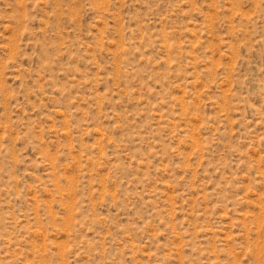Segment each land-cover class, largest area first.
<instances>
[{"label":"rangeland","instance_id":"374dc122","mask_svg":"<svg viewBox=\"0 0 264 264\" xmlns=\"http://www.w3.org/2000/svg\"><path fill=\"white\" fill-rule=\"evenodd\" d=\"M0 264H264V0H0Z\"/></svg>","mask_w":264,"mask_h":264}]
</instances>
